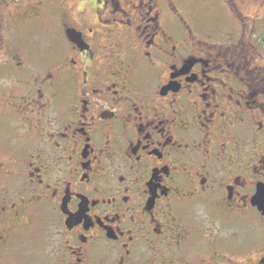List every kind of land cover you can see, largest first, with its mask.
<instances>
[{
	"label": "flooded vegetation",
	"instance_id": "af4514ba",
	"mask_svg": "<svg viewBox=\"0 0 264 264\" xmlns=\"http://www.w3.org/2000/svg\"><path fill=\"white\" fill-rule=\"evenodd\" d=\"M182 1L0 23V264H264V55Z\"/></svg>",
	"mask_w": 264,
	"mask_h": 264
},
{
	"label": "rangeland",
	"instance_id": "374dc122",
	"mask_svg": "<svg viewBox=\"0 0 264 264\" xmlns=\"http://www.w3.org/2000/svg\"><path fill=\"white\" fill-rule=\"evenodd\" d=\"M1 1V0H0ZM44 0H6V4L0 6V23H5L7 20H14L16 14L20 11L16 7H29L31 3H37ZM53 2V1H50ZM239 13L244 19L236 21L234 16L229 15L227 8L219 0H185L182 1L184 7H187L188 17L198 26V31L211 34L217 33L223 36L247 37L249 36L250 43L253 47H249L250 53L264 55V0H238ZM20 24L19 21H16ZM34 27H29L23 30L20 34L22 38L31 35L38 41L49 44L52 41L51 34L54 31V19L52 16H47L43 22L39 21ZM13 34L18 32L12 29ZM8 28L2 30L1 35L12 34ZM216 36L212 35V38ZM253 51V52H252ZM261 66H263L261 64Z\"/></svg>",
	"mask_w": 264,
	"mask_h": 264
}]
</instances>
